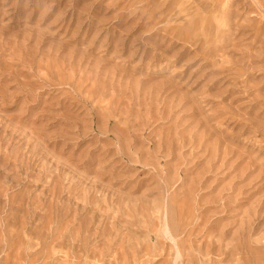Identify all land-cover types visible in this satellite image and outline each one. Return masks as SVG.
Here are the masks:
<instances>
[{"label": "rangeland", "instance_id": "1", "mask_svg": "<svg viewBox=\"0 0 264 264\" xmlns=\"http://www.w3.org/2000/svg\"><path fill=\"white\" fill-rule=\"evenodd\" d=\"M0 264H264V0H0Z\"/></svg>", "mask_w": 264, "mask_h": 264}, {"label": "bare ground", "instance_id": "2", "mask_svg": "<svg viewBox=\"0 0 264 264\" xmlns=\"http://www.w3.org/2000/svg\"><path fill=\"white\" fill-rule=\"evenodd\" d=\"M181 256V255H180Z\"/></svg>", "mask_w": 264, "mask_h": 264}]
</instances>
